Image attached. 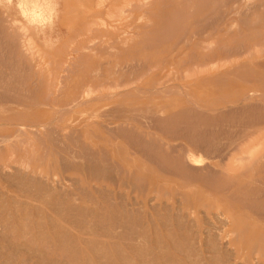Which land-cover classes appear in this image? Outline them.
Listing matches in <instances>:
<instances>
[{"label": "bare ground", "instance_id": "6f19581e", "mask_svg": "<svg viewBox=\"0 0 264 264\" xmlns=\"http://www.w3.org/2000/svg\"><path fill=\"white\" fill-rule=\"evenodd\" d=\"M100 1L101 0H97V1L95 0L97 5H99L98 3H100ZM228 1H230V0H192L190 2V10H188V12L185 15H183V14L181 15L180 13L176 14L173 18L172 23H170L168 26L163 27V31L153 29L154 30V31H152L153 37H150V38H148V36L151 34V32H150L151 30L149 31L150 33H148V31L143 32L142 33L143 36L140 35L141 33H139V32L122 31L123 36L125 35L127 37L126 40L123 41V44L124 43H133V41H134L133 39H136V38L137 39H142L141 37L144 38V41L141 40L138 42H140V44H142L141 46H142L143 50L149 49L151 51V54L145 55V54H143V50L140 49L138 55H140L144 59H147L151 64H149L148 68L146 66L147 69L144 72V75H141L142 76L141 78H139L140 77V75H139L138 79H136V80L134 79L135 81H131V79L129 78L131 82L126 81L125 83H122L121 85H117L119 83L116 82L117 84H114L113 87L112 86L111 87L113 89H124L123 90L124 95L135 98L138 101L143 100V102H144V101H153L154 100L157 102L158 105H162L163 109L165 111L169 110L170 108H172V109L178 108V110H180L179 113L176 112V113H173V114L169 115L168 117L164 118L158 111L150 110L151 109L150 106L147 107L150 109H145L143 107H136V108L133 107L132 109L126 111V112H130V115H125V117H127L126 120L127 119H129V120L134 119V122H136L135 119L137 121L138 120L139 121L147 120V121H145V124H146V127L150 128V129L158 127V126L155 127V125L158 123L157 125H160L161 127L160 126L159 127L164 130V131H162L164 133L163 135H165V134L169 135V133H171L172 136L173 137L175 136L176 138H177V136H181L182 138L185 139V141L187 143H177L176 141L174 143L165 142V141L163 142V140L162 139L160 140V138L155 136L153 134V132H152L153 135L150 133V135L153 136V137H151L150 135H148L149 132H148V134L145 135V133H144L145 131H143V130H142V132H139L140 130L136 131L135 126L133 125L134 126L133 127L132 124L130 125V128L126 127L127 126L126 123H125L126 126L122 125L123 123L121 124L122 128H119V124L117 125L118 127L116 126L117 128L114 127L115 129L119 128L117 133L119 132V130L120 131L123 130V132H122V134L124 135L123 137H126L127 141L129 140L130 143L136 144V146H138V150L141 149L140 154H142V153L144 155L147 154L146 155L147 156L146 161L150 162L151 164H157L158 169L155 167H152L151 165L146 166L145 164H147V163H145L144 161H143L144 163L142 162L143 164H140L141 159L139 161V159H138L139 156H137V155H135L136 157L129 159L127 161L125 159H123V157H120V156H118V158H117V156H115L114 153L109 151L107 148H104L103 146H99L100 144H99V141H98L97 136L95 134V131L90 129V127L88 128V130H90V132L88 131L87 135L86 136L84 135L85 140L88 141L87 144H89V142H90V145L93 144L94 146H99V147H102L104 149H102L98 153L97 151L93 152V149H91V148L90 149L92 152L88 151L86 148L83 149V151H81V150L74 149L75 147L74 148L72 147L73 148L72 150L67 147L71 151V156H68V157H70V158L72 157V162L78 163V164H76L77 165L76 167H78L80 169L84 166L85 167L87 166L88 169L92 170V166L95 164L94 162L97 161L96 159L99 158L100 156H102L100 158H103L104 160L107 161V163H106L107 166H105L106 167L105 170L107 171V169H108V171H111L113 174H115V175H113V174L109 175L108 174L107 176H103V174H105V173H103L102 174L103 178H105V179L114 178L116 176V174L118 173L120 175L119 177L121 179H126L127 181H129L130 184H128L127 187H129L133 190L134 195L136 194L135 198L132 199L134 205L135 204L136 205L141 204L143 206L142 209H146L145 208L146 200H148V198H150V197H151L150 198L151 200H155L158 203H161V202L163 203L164 201L166 202V204L171 203L172 204L171 208L173 210L174 209L176 210V212H177L176 215L178 214L176 216L177 220L176 219L175 220L176 221L179 220V223H178L179 226H176V227H179V229H183V228H185V225H186V226H190L191 228H196L195 232H193V230H192L191 233H189L188 237L185 239L183 236L185 234V233L183 234L184 231L182 232L183 235L181 233H179L180 236L181 235L183 236V237L181 236L183 239L180 241L184 240L183 241V245H184L183 247L186 249V251H189V254L196 252V251L193 252L192 249L197 250L199 252L198 253L199 255H197V257L195 256L196 258H194L192 256L193 254H190V258L191 257L193 258V259H191L193 261L191 264H193L194 262H196L195 264H198L199 261L202 263L204 262V264L205 263L206 264H210V263L214 264V262H216L218 264H264V175H263L264 174V2L255 4L256 5L255 10L251 12L250 20H248V24H246L247 27L245 29L242 28V26L239 25L238 23H231L227 27H224V28L219 29L217 31H215L213 29L212 25L209 26L208 24H206V27L200 26V21L206 19L204 17L208 13V11H210V13H211L219 5H225ZM240 1L243 2V0H240ZM246 1H248L249 3L252 2V0H246ZM92 2L94 4H96L94 1H92ZM158 2H159V0H144V3L147 5L158 3ZM80 4H82L80 6V9H79L81 13H76L79 15L71 17L72 18L71 20L79 19L80 24H82V26H83L81 29L82 32L80 33L81 40L75 42L74 47H72V48L69 47L73 52H76V54H77V56L74 57L75 61H72V62L68 61L67 64L64 65L63 69L65 68L64 70L67 71L64 75H62L60 73H56L53 75L52 73H49V72L46 73V71L43 68H48V67L50 68L52 66V64H54V65H57V64H55L50 57H46V56L41 55L40 57H38V63L37 64H38V67H40L42 69H37V71L35 72L36 74L33 75V78H30V79H32L31 80L32 83L36 82V83H42V84L47 83L48 84V82L50 83V81H51L50 85L60 87L58 89L64 90V93L59 91L61 93L59 96H54L55 95L54 93H53L54 95H51V94H49V92H52L53 90H51L50 88H52V87H50L47 91L46 90L43 91L40 89H35V90H30V89L26 90L25 89V91L28 94L25 93V95L23 97L21 96L22 100L20 99V95H17V96L15 95L17 97L16 98L17 99V106L22 105L23 107H21V108L22 109L24 108V109L20 112L21 118L19 117V111H17V110L12 111V113L10 114L11 117L9 115V117L11 118L10 120H17V119L20 120L21 119V120H24L25 123H23V125L19 124L20 125L19 128H17V130L15 131L18 134L15 137L13 136L15 134L14 132H13V134H11L9 136H3V137L0 136V170L2 168H4V170H5V168H12V169L16 168V170H17V168H19L18 171L21 172V171H23L22 169H25L27 171V173L29 172L31 174V177H34V178L38 177L39 178V176L35 175L36 173H38V171H36L38 168L33 167L32 162L30 161V159H28L29 156L27 158L28 160L26 159L27 154H28L27 152H23L24 154L27 153L26 155H24L25 159L22 157L24 160L21 159V161H20V158H18V153H21V155H22V152H20L19 149H17L19 151L18 153H17V151H15V149L18 148V145L20 143H22V145L24 144V146H25L28 143V145L30 146L31 144H35V141L39 142V141H42L43 138H46L48 136L49 132L55 131V130H52L51 120H54V121L55 120H58V121L59 120L60 121L61 120L62 121L63 120H71V123L69 124V126L71 127L72 122L74 123L75 120H81V121H82V119L93 120L94 118L100 117V115L102 113L98 109H94V108H91V109L88 108L87 110L82 109V105H84L83 104L84 101H86V100L90 101L91 99H95V96L98 97V95H99L97 92L98 89H96L94 87L95 82H90V84H86L84 82V83L80 84V88H73V87L71 88L70 87V82L75 78V76H74L75 71L82 69L83 63H84L83 68H85L86 71H88L90 73L92 70L96 69L95 67L97 65L101 64V62H102L101 58L106 59V58H104V56L100 55V54H102L103 49H104V43L102 44V42H104V41H101L102 39L97 41L98 37H96L93 33H91V31L98 25V24H96V21L93 19V18L96 19V15L93 16L92 14L98 9L99 6L97 8H95L94 6H92V8H89L88 7L89 3L87 0H82V2ZM239 4H240V2L236 3V5H239ZM62 6H63V15H62L63 23H66V21H67L68 24L70 25L71 20L67 19V18H69V13L71 11V9H69V8L74 7V9H76V7H77L76 2L74 0H62ZM140 6H142V4ZM53 11H54V9H53V6L51 5V0H49L47 3H46V0H23L20 3V12H21L22 16L28 20V23H30V24L34 23V25H38L39 27L42 26L44 29L47 27L49 28L51 26V24L53 22L51 20V18L53 17L52 16ZM122 11L124 13H126L127 9L122 10ZM90 12H92V14ZM72 14L73 13H71L70 15H72ZM121 15L114 16V17L110 16V18L113 20H120V18H122ZM188 26H190L189 28L191 29V37H192V40H191L192 45H191L190 49L188 51H186L189 54L187 56H184V57H181V56L169 57V55H164L163 53H166L170 47H173V43L175 42V39L177 37L181 36L184 33V30ZM68 27L69 26H67V29H68ZM102 27L106 28L107 31L108 30L114 31V28H116V26L114 27L113 25L107 24L106 22L102 23ZM144 27H148V26H144ZM98 28H96V29L98 30ZM26 29H27L26 27H24V28L22 27V30L18 32L19 34L18 35L16 34L18 36L19 40L15 42L17 44V46H15L16 48H18V46H20V45L27 44V46L25 45L27 48H23V49L19 50V51H21L20 54L24 57L26 55H31V54H34L36 52H40L39 50L35 49L34 43L32 41L31 42L33 43V46L30 45L31 42L29 41L30 40L29 38H31V36L26 34V31H27ZM28 29H29V33H30V28H28ZM68 30L69 31H67V32L69 34H74V32H71V29H68ZM106 33L107 32H104L103 34L106 35ZM214 33H216V34L218 33V35H217L218 37H213L212 34H214ZM20 37H29L28 38L29 40L24 42V40H20ZM2 41L3 42H9L8 40H5V39ZM109 42H111V41H109ZM9 43H12V41H10ZM0 45H3V44H0ZM3 48H4V46L1 47L0 49H3ZM105 48H107L111 51L116 50V46L105 47ZM6 51H8V49ZM128 51L135 54L136 48L134 47V45H132V46H130V49ZM1 53H3V52L1 51ZM15 53H17V52H15ZM4 55H6V54H4ZM15 57H13V59ZM142 58H140V59H142ZM16 60H19V58ZM14 61H12V62H14ZM79 63H82V65L79 66L78 65ZM134 63L135 62H133V64ZM141 63H142V61H141ZM12 64H14V65H12L14 67L15 62ZM114 64H115L114 58L113 59L112 58L107 59L106 66L110 67ZM137 64H139V63H137ZM16 65H18V64H16ZM102 65H103V63H102ZM124 65H126V64H124ZM128 65H130V63ZM128 65H126V66H128ZM18 66H17V68H18ZM126 66H123V67L126 68ZM31 67H33V65ZM141 67H142V65H141ZM143 68H144V66H143ZM142 69H141V71H142ZM166 69H168V70H166ZM79 71H82V70H79ZM165 71H167V72H165ZM165 74L167 75L166 78H168L169 76H171L172 78L169 80H165L166 78L163 80L161 78H159L160 76H162V78H163L165 76ZM7 75H9V73ZM10 75H12V74H10ZM46 75H47V77H46ZM52 76H55V77H52ZM136 78H137V76H136ZM3 79H4V77H3ZM21 80L22 79L20 78V81ZM46 80H48V82ZM0 81L2 82V80H0ZM3 81H6V79H4ZM23 81H25V80L23 79ZM1 82H0V84H1ZM18 82H17V84H18ZM169 82H172V83L169 86H167V84ZM4 83H8V82L6 81ZM22 83H25L26 86H28L27 85L28 83L26 81L22 82ZM26 86L23 84V87H26ZM0 87H2V86H0ZM67 87H69L70 89H67ZM4 89H3V91H4ZM6 89H8V88H6ZM9 89H11V87H9ZM12 89H15V91H16V88H12ZM54 90H57V88ZM15 91L13 90L12 92L14 93ZM12 92H10V93H12ZM29 92H32L33 94H29ZM6 93H7V91H6ZM13 93H12V95H14ZM7 94L9 95V93H7ZM12 95H10V96H12ZM104 95L106 96V94H104ZM4 96H5V91H4ZM4 96H2V97L4 98ZM122 96H123V94H122ZM2 97L0 99L3 100ZM9 99L10 98L6 97V100H8V102H10ZM57 100H74V101L77 100V102L73 103V104H60V103L56 102ZM102 101H104V100H102ZM188 102L191 104V107H190L191 109L189 107L184 108V104L188 103ZM12 103H14V101H12ZM120 105H122V104H120ZM15 107H16V105H15ZM5 108H7L6 105H5ZM124 108H125V106H124ZM126 108H128V107H126ZM102 110H104V109H102ZM109 110H110V108H109ZM6 113H8V111H6ZM6 113L3 112V114H6ZM117 113H120V112L118 111ZM123 113H125V112H123ZM0 114H2V113H0ZM102 114H104L102 116H106V117L108 116L107 113L103 112ZM9 117H8V119H9ZM116 118H118V117H116ZM186 118H189L190 121L187 122ZM169 120H172L173 122L177 121L179 125L178 124H177L178 126L176 124L169 125V124H172V123H169ZM180 120H183V121L181 122ZM2 122H3V120H2ZM8 123H9V121H8ZM140 123L141 122H139L138 125H140ZM4 124H5V121H4ZM143 124H144V122H143ZM55 125H53V126H55ZM144 125H143V127H145ZM141 126H142V123H141ZM65 127H63V128H65ZM159 127L156 129L161 131L162 129L160 130ZM55 128H56L55 132H57V131H59L58 129L60 127H58V128L55 127ZM247 128H249V129H247ZM76 130H77V128H76ZM151 130H153V129H151ZM91 131H93V132H91ZM108 131H110L109 134H111V129ZM67 132H69L70 135H72L71 133L74 134L73 129H70V131H67ZM112 132H114V129ZM156 132H158V131H156ZM173 133H174V135H173ZM63 134H64V132H63ZM63 134L61 133V135H63ZM156 135H158V134H156ZM168 135H167V137H168ZM68 136H69V134H68ZM68 136L66 135L65 138H67ZM170 136L171 135H169V137ZM13 137L15 138V141L13 140ZM77 137H79V136H77ZM170 138H172V137H170ZM176 138H174V139H176ZM67 140H68V138H67ZM66 142H68V141H66ZM66 142H64V143H66ZM44 143H45V141H44ZM78 143H79V141H78ZM67 144L69 145V143H66L64 145V147L67 146ZM125 145L127 146V142ZM24 146H22V148ZM45 146L47 147V145H45ZM192 147H196V149L200 150L201 153H195L191 149ZM25 149H26V147H25ZM48 149L49 148H47V151H48ZM27 150H30V149H27ZM33 150H36V149L34 148ZM138 150H136V151H138ZM50 152L51 151L49 150V152H47V153H50ZM58 152H59V150L57 151V154H59ZM37 153H34V154H37ZM133 153H135V152H133ZM62 154L60 156H62ZM48 155L49 154H47V156ZM19 157H20V154H19ZM65 158H66V156H65ZM80 159L84 160L81 162V166L79 165ZM60 161L62 162V165L65 166V164L67 163L66 161H68V159H66V161L60 159ZM44 162H45V160H43V163ZM97 163H99V162H97ZM103 163H105V161ZM115 164H117V166ZM43 165L44 164H42V166ZM216 166L217 167L220 166L221 168L218 169V168H216ZM66 167H68V164ZM105 167L102 168V171H104ZM20 168H22L21 171H20ZM43 170H45V169H43ZM94 170H95V168H94ZM16 173H18V172H16ZM0 174H2V172ZM100 174L98 176L99 178H100ZM8 175H10V173H8ZM17 175L18 174L15 175L16 179L19 176V175L18 176ZM29 175H28V177H30ZM60 175L61 174L58 172H54V173L49 172L46 175H40V179H43L45 182L49 181L50 183H46V184H49L50 187H54L56 185H59L62 188L61 183L63 182V180H66V179H64L65 177L62 178L63 176L61 177ZM6 176H7V173H6ZM13 176H11V178H10L11 180H12ZM15 176H14V178H15ZM9 177L10 176H8V178ZM4 178L5 177L3 175L2 179H4ZM8 178L6 177V179H8ZM19 179H22V178H19ZM40 179H38V180L40 181ZM79 179H80L79 180L80 183H81V180L87 181L89 183V181H88L89 177L86 174L82 175V178H79ZM34 180L36 181V179H34ZM29 181L31 182L32 178ZM68 181H70V180H68ZM9 182H10V180H9ZM9 182L7 181V183H9ZM21 182H22V180L20 181V183ZM45 182H43L42 184H44ZM256 182H258V184L259 183L260 184L257 185ZM25 183H21L20 187L22 188V184H23V188H24ZM31 183H33V181ZM31 183L29 185V188L32 187ZM36 183H39V182H34V184H32V185L34 186ZM76 183L77 182L75 181V183H74V185H72V187L75 186ZM100 183H102V182H100ZM11 184L14 185L15 187L18 186V185L13 184V180H12ZM102 184L95 185V188H96L95 192L98 194L100 193L101 197L104 198V196L106 195L105 193H109V191H108L109 188L106 187L107 185H102ZM14 186H11V187L13 188ZM37 186L38 187H36L35 191L37 190V188L40 189L39 191H41V192L43 189H45V188L42 189L41 188L42 186L40 184H37ZM16 188H15V190H16ZM52 189H54V188H52ZM77 189H78V187H77ZM23 190H25V189H23ZM48 191H47V193H48ZM76 191H79V190H76ZM18 192H19V190L17 189V194H19ZM21 192H23V191H21ZM95 192L93 191L92 193H95ZM14 193H16V192H14ZM60 193H58V194L61 195L62 193L61 194ZM77 193L83 194V192H77ZM112 193H114V192H112ZM122 193H120V194H122ZM23 194H25V192ZM30 194H32V193H29V195ZM34 194H32L31 196H34ZM38 194H36V195L38 196ZM120 194H119V196H120ZM56 195H57V193H56ZM73 195H76V194H73ZM123 195H125V193ZM31 196H30V198H31ZM89 196L90 195H88L87 198H89ZM93 196L95 197L94 194H93ZM119 196H117V198H119ZM23 197H25V196H23ZM36 197H35V199L38 198V197L37 198ZM98 197H100V196L98 195ZM25 198H27V197H25ZM59 198H61V197H59ZM67 198H68V196H67ZM71 198H72V196H71ZM71 198L69 197V199H71ZM92 198L93 197L91 196L90 199H92ZM121 198H123V197H121ZM121 198H119V200ZM110 199H111V197H110ZM125 199H126V196H125ZM41 200H42V198H41ZM75 200H77V199H75ZM126 200H128V199H126ZM63 201H61V202H63ZM65 201H66V199H65ZM120 201H123V199H121ZM100 202H101V200H100ZM106 202H104V203H106ZM109 202H111V201H109ZM13 203H15V202H13ZM28 204H30V203H28ZM52 204H50V205H52ZM97 204H98V202H97ZM50 205H48V206H50ZM148 205H151V202ZM37 206H39V204ZM73 206H75L74 210H77V208H76L77 204H75V205L73 204ZM101 206H103V205H101ZM105 206H103V207H105ZM109 206H111V205H109ZM117 206H118V204H117ZM129 206H130V204H129ZM166 206H165V208H166ZM45 207H43V209ZM113 208H114V206H113ZM127 208L128 207H125V209H127ZM131 208H132V206H130V209ZM151 208L154 209L153 207H151ZM171 208H169V209H171ZM34 209H35V207H34ZM34 209H32V210H34ZM36 209H37V207H36ZM47 209H48V207H47ZM51 209H53V211H54L55 208H51ZM60 209L62 210V207H60ZM71 209H73V208L71 207ZM98 209H99V207H98ZM103 209L104 208H102V210ZM105 209H107V208H105ZM137 209H138V207H137ZM137 209H132V210H128V211H131V213H132L133 211L136 212ZM57 210L58 209H55V211H56L55 213H57ZM61 210H59V211H61ZM122 210H124V209H122ZM147 210H148V208H147ZM62 211H61V213L60 212H58V213L62 215L63 214ZM78 211H79V209H78ZM88 211H89V209H88ZM88 211H87V213L90 215V213H92V212L89 213ZM92 211L94 213V210H92ZM109 211H111V210H109ZM114 211H115V209H114ZM125 211H123L124 214L121 212V215L123 214V217H124V215H127V213H125ZM142 211L144 212V210H142ZM158 211H159V207H158ZM167 211L169 213V210H167ZM68 212H69V210H68ZM68 212H67V214H68ZM83 212H85V211H83ZM135 212H133V213H135ZM148 212H150V210H148ZM170 212H171V210H170ZM28 213L30 214V211ZM74 213H75V211H74ZM96 213H95V215H96ZM100 213L101 212H99V214ZM115 213H118L117 215H119L120 212H115ZM136 213H138V212H136ZM165 213H166V211H165ZM51 214H52V212H51ZM65 214H63V216ZM114 214H112L111 216H114ZM150 214H152V213L150 212ZM74 215H76V213ZM104 215H106V214H104ZM104 215H103V217H104ZM137 215H136V217H137ZM65 216H67V215H65ZM68 216H70V215H68ZM91 216L94 217V215H91ZM97 216H98V214H97ZM145 216H146V214H145ZM155 216L158 217L157 214ZM170 216L171 215H169L168 217H170ZM29 217H31V215ZM98 217L102 218V216H100V215ZM106 217L109 219V217L107 215H106ZM148 217L146 216L145 219H147ZM53 218H55V217H53ZM58 218H59V216H58ZM73 218H71V219H73ZM101 218H99L100 222L103 221ZM114 218H116V217L111 218L112 222H113ZM117 218H119V217H117ZM134 218H133V220L136 219V218L135 219ZM15 219H16V217H15ZM48 219H50V217ZM11 220H12V218H11ZM51 220H52V218H51ZM86 220H87V218H86ZM123 220L125 222V218ZM72 221H71V224H72ZM83 221H85V220H83ZM114 221H116V219H114ZM147 221H148V219H147ZM151 221L155 222V220H153V217H152ZM160 221H161V219H160ZM43 222H45V219ZM43 222H41V223H43ZM63 222H67V221L64 220ZM76 222L77 221H75V223ZM95 222H97V221H95ZM107 222H108V224H107V226H108L110 223V219ZM124 222L122 224L125 225ZM145 222H146V220H145ZM1 223H2V221H1ZM27 223H28V220H27ZM49 223H50V221H49ZM68 223L70 224V222H68ZM105 223L106 222H104V224ZM118 223L119 222H117V224ZM129 223H130V221H129ZM133 223H132V225H133ZM135 223H136V221H135ZM142 223H144V222H141V224ZM161 223L162 222H160L159 224H161ZM51 224H53V222ZM54 224H56V223H54ZM61 224H62V222H61ZM100 224L104 226V224H102V223H100ZM114 224H116V223H114ZM150 224H152V223H150ZM150 224H148V226ZM169 224H171V223H169ZM176 224H177V222H176ZM204 224H206L207 226L206 225L204 226ZM13 225H15V224H13ZM80 225H82V223ZM80 225L79 226H73V227L74 228L77 227V228H79V230H82L83 226L81 227ZM130 225H131V223H130ZM136 225H137V223H136ZM138 225H137V227L139 228L140 225L139 226ZM166 225L168 226V224H166ZM10 226H12V224ZM91 226H94L93 223ZM91 226H90V228H89V226H87L88 229H91L92 228ZM152 226H153V224H152ZM152 226H150V227H152ZM172 226H173V223H172ZM12 227H14V226H12ZM80 227H81V229H80ZM111 227H114V226H111ZM120 227L122 228L121 230H124L126 228V227L124 228L122 226H120ZM168 227H170V225ZM190 227L188 229L191 230ZM9 228L10 227L8 226V229ZM15 228H16V226H15ZM77 228H75V229H77ZM114 228H112V229L114 230ZM146 228H148V227H146ZM57 229H58V227H57ZM105 229L107 231L108 228L106 227ZM105 229H104V231H101V229H100V231L103 233V235L106 232ZM116 229L118 230V227H116ZM142 229L144 230V228H142ZM168 229H166V230H168ZM61 230H62V228H61ZM113 230H111V231H113ZM127 231H128V229H127ZM180 231H182V230H180ZM113 232L112 233L109 232V233L113 234ZM140 232H141V230H140ZM23 233H25V232H23ZM39 233H40V231H39ZM64 233L65 232H63V234ZM76 233L78 234L79 232L77 231ZM85 233H82V236ZM89 233L90 232H88V234ZM91 233H92V229H91ZM95 233H96V231H95ZM102 233H101V235H102ZM142 233H144V231H142ZM79 234L81 235V233H79ZM88 234H86V235H88ZM99 234L100 233H98V236H99ZM150 234H152V232ZM169 234H172V233L169 232ZM49 235H51V234H49ZM66 235H67V232H66ZM107 235H109V234H107ZM46 236H47V234H46ZM111 236H108V238ZM122 236H125V235L122 234ZM122 236H121V238H122ZM153 236H155V235L153 234ZM165 236H167V235H165ZM69 237H71V235ZM149 237H150V235H149ZM34 238H35V236H34ZM52 238L53 237H50V239H52ZM84 238H85V236H84ZM124 238L125 237H123V239ZM140 239H142V238L140 237ZM158 239H160V238L158 237ZM46 240H45V242H46ZM55 240H54V243H55ZM73 240H75V239H73ZM85 240H87V239H85ZM91 240H93V238ZM138 240H139V236H138L137 241ZM145 240H146V237H145ZM48 241H49L48 242L49 244L52 243V242H50V240H48ZM69 241L70 240H68V242ZM87 241H89V239ZM125 241L127 242V245L131 244L129 242V240H127V238L125 239ZM137 241L134 240L133 242L132 241L131 242L135 245L138 242L140 243L141 240H139L138 242ZM83 242H84V240L82 241V244H83ZM155 242H156L155 244L158 247L160 241L157 240ZM54 243H52V244L55 245ZM60 243H61V241H60ZM97 243H99V242H97ZM102 243L103 242L101 241V243H99V244L102 245ZM108 243H110V242H108ZM144 243H146V242H144ZM144 243H143V245H142V243H140L143 246V249H144V247H146L145 245L148 242L146 244H144ZM170 243H172V240ZM87 244H88V242H87ZM99 244H98V247H99ZM114 244H116V243H114ZM162 244H163V242H162ZM162 244H160V245H162ZM174 244H172V245H174ZM47 245L48 244L46 242V246ZM61 245H62V243H61ZM89 245H92V244L89 243ZM175 245H177V243ZM93 246H95V245H93ZM129 246L131 247V245H129ZM178 246H180V243ZM178 246H177V249H178ZM36 247H38V245ZM54 247H51V248H54ZM58 247L59 246H57V248ZM62 247H63V245H62ZM69 247H67V248H69ZM111 247H113V246H111ZM136 247L138 249L139 245L138 246L135 245L134 248H136ZM163 247H164V245H163ZM165 247H166V248H164L165 251H164V253H161V256L163 254L165 256L168 254L166 251H167V247H169V245L168 246L166 245ZM67 248H64V249H67ZM100 248H97V249L99 250ZM161 248H162V246H161ZM10 249L11 250H9V251H13L11 247H10ZM45 249H46V254H47V251L50 249H48L47 247ZM45 249H44V251H45ZM81 249L78 250L79 253L81 252ZM93 249H94V252L97 251V249L95 250L94 247H93ZM143 249L141 250L139 247V250L134 249V252L136 251L139 253L140 250L142 252ZM146 249L150 250V247L145 248V250ZM31 250H33V249H31ZM68 250H66V251L68 252ZM168 250H169V248H168ZM190 250H191V252H190ZM85 251H82V252H85ZM99 251H100L99 253L101 254V252H102L101 249ZM69 252H71V251L69 250ZM94 252H93V254H94ZM141 252H140V255H142ZM150 252L151 251H149L148 254ZM160 252L161 251H159V253ZM168 252H170V251H168ZM185 252H183V253H185ZM205 252H212V254H210V256L207 257L205 255ZM9 253H7V255ZM17 253H19V252L17 251ZM72 253H73V256L76 254V257H77V253H75V254H74V252H72ZM85 253H89V252H85ZM122 253H123V251H122ZM142 253H144V252H142ZM165 253H167V254H165ZM50 254H51V252L49 253V255ZM179 254H180V252H179ZM186 254H187V252H186ZM21 255H22V253H21ZM86 255H88V254H86ZM96 255H98V254H96ZM140 255L138 258L141 257ZM145 255L146 254H144V256ZM171 255L172 254H170V256ZM8 256H7V258H8ZM78 256H79V254H78ZM80 256L82 257V255H80ZM88 256L90 257V255H88ZM88 256H87V258H88ZM105 256L106 255H104V257ZM132 256H134V254ZM144 256H143V258H146ZM16 257L18 258L17 255H16ZM16 257H13V258H16ZM19 257H20V254H19ZM58 257H60V256L58 255ZM94 257H95V259H97L96 257L99 258L100 256H94ZM102 257H103V255H102ZM147 257H150V256L147 255ZM162 257L164 259V256H162ZM181 257H184V256H181ZM0 258H3V256H1ZM31 258H33V257H31ZM44 258L46 259V257H44ZM91 258H89V259H91ZM129 258H131V257H129ZM165 258L168 259V257H165ZM170 258H172V257H170ZM186 258H188V257H186ZM190 258H188V259H190ZM66 259H68V258H66ZM86 259L83 258V260H86ZM155 259H157V258H154V260ZM173 259H175V258H173ZM188 259H186V260H188ZM19 260H21V259H19ZM49 260H51V259H49ZM75 260H73L74 261L73 263L77 264V259H75ZM107 260H109V259L107 258ZM147 260H149V259H147ZM147 260H145V263L148 262ZM176 260L178 262V259H176ZM186 260H185L186 263L184 262L185 264H187ZM22 261H24V260H22ZM53 261L54 262H52V263H55V260H53ZM58 261H61V260H58ZM58 261H56V262H58ZM69 261H70V259H69ZM87 261L85 263L90 262V260L88 262ZM103 261L100 260V263ZM126 261H128V260H126ZM130 261L132 262L133 260H130ZM136 261H138V260H136ZM173 261H175V260H173ZM13 262H14V260H13ZM42 262H44V261H42ZM65 262H66V260H65ZM98 262H99V260H98ZM163 262H164V260H163ZM18 263H19V261H18ZM29 263L30 262H28L27 264H29ZM62 263H63V261H62ZM167 263L168 262L166 261V264ZM174 263L176 264V262H174ZM179 263L181 264L182 262L180 261ZM35 264H36V262H35ZM42 264H44V263H42ZM48 264H50V263H48ZM55 264H57V263H55ZM66 264H68V262ZM141 264H143V263H141ZM146 264H150V262H148ZM169 264H171V263H169Z\"/></svg>", "mask_w": 264, "mask_h": 264}, {"label": "rangeland", "instance_id": "374dc122", "mask_svg": "<svg viewBox=\"0 0 264 264\" xmlns=\"http://www.w3.org/2000/svg\"><path fill=\"white\" fill-rule=\"evenodd\" d=\"M22 1L23 0H0V32H1L0 33V40H1L0 41L1 43L0 44H3V45H0V48L3 47V46L5 48V49L4 48L3 49H0V54H1L0 55V80H2L3 83L6 82V81L8 82V83H4L3 84L0 81L1 84H2V85L0 84V86L3 87V88L0 87V91H1L0 92V98L2 96H4V91H5V96L8 97V98H10L9 99L10 102H8V100H6V97L5 96H4L5 99L3 97H2L3 100L0 99V113H2V114H0V119H1L0 120V136L1 137H3V136H9V135L13 134V132L15 133L13 136L15 137L18 134V133L15 132L17 130V128H19L20 125H23V123H25L24 120H21V119L20 120H18V119L17 120H10L11 119L10 118L11 117L10 114L12 113V111H16V110L19 111V117L21 118L20 112L24 108L23 109L21 108V107H23L22 105L17 106V99H16L17 97L16 96L17 95H20V99L22 100V97L25 95V93L28 94L25 91V89L26 90L27 89H30V90L40 89V90H43V91H45V90L47 91L50 87H52L50 89L53 90V91L52 92H49V94H51V95H54L55 94L54 96H59L61 94L59 91H61L62 93H64V90L58 89L60 87H57V86H54V85H50L51 84V81L50 80H49L50 83L48 82V80H46L48 82V84L47 83L42 84V83H36V82H33L32 83V81H31L32 79H30V78H33V75L36 74L35 72L37 71V69H42V68L38 67V64H37L38 63V57H40L41 55L46 56V57H50L53 60V62L55 64H57V65L52 64V66L50 68L49 67L48 68H43L46 71V73L49 72V73H52L53 75L56 74V73H60V74L64 75L67 72V71L64 70L65 68L63 69L64 65H66L68 61L69 62L75 61L74 57L77 56L76 52H73L70 48L74 47V43L75 42L81 40L80 33L82 32L81 29H82L83 26H82V24H80L79 19H77V20H71L72 19L71 17L76 16V15H79V14H76V13H81L79 9H80V6L82 5V4H80L82 2V0H78V1L77 0H74L76 2V5H77L76 9H74V7H70L69 8V9H71V11L69 13V18H67V19H70L71 20L70 21V25L68 24L67 21H66V23H63V20H61L62 18H59L58 17L54 21V23H55L54 28H48L47 27L43 33L40 31L39 28H37L34 25V23H32V24L28 23V20L22 16V14L20 12V3ZM87 1L89 3V5H88L89 8H92V6H94L95 8H97L99 6L98 9H97L98 11L96 10L93 14H92V12H90L93 16L96 15V19L95 18H93V19L96 21V24H98L93 29L94 31L93 30L91 31V33H93L96 37H98L97 38L98 39L97 41H99L101 39H102L101 41H104V42H102V44L104 43V49H103L102 54H100V55L101 56H104V58H106V59H102L101 58V60H102L101 64L97 65L95 67L96 69L95 70H92L90 73L88 71H86L85 68H83V66H84V63H83L82 69H79V70H82V71H79V70L75 71V75H74L75 78L70 82V87L71 88L72 87L73 88H80V84H82L84 82L86 84H90V82H95L94 87L96 89H98L97 92H98L99 95H98V97L95 96V99H91L90 101H88V100L84 101V103H83L84 105H82V109L83 110H87L88 108H90V109L91 108L98 109L102 113L103 112L104 113H107L108 114V116H107L108 118L106 116H102L104 114L101 113L100 117H97V118H94V119L92 118L93 120H91V119H89V120L88 119H82V121L81 120H75L74 123L72 122L71 127L69 126V124L71 123V120H63V121L62 120L61 121L60 120L59 121L58 120H55V121L54 120H51V122H52L51 123L52 130H55L56 131V128L55 127H57V128L60 127L58 129L59 131H57V132H55V131L49 132L48 136L46 138H43L44 140L42 139V141H39V142L38 141H35V144H31L32 143L31 142L30 143L31 144L30 146L28 145V143L25 146H24V144L22 145V143H20L18 145V148L15 149V151H17V153L19 152L17 149H19L20 152H22V155H21V153H18V158H20V161H21V159L24 160L25 159L24 155H26L28 153L26 159L29 156L28 159H30V161L32 162L33 167L34 168L35 167L38 168L37 170L35 169L36 171H38V173H36L35 175L39 176V178L38 177H35V178L34 177H31V174L29 172L27 173V171L25 169H22V168H20V171H21V169L23 170L21 172L18 171L19 168H17V170H16V168H14V169H12V168H5V170H4V168H2L0 170V173L2 172V174H0V177H1L0 178V257L3 256V258H0V264H25L26 262L27 263L30 262L29 264H35V262H36V264H42V263H44V264H48V263H50V264H55V263L59 264L60 262L62 263V261H63L62 264H66L67 262H68V264H75V263H73L74 262L73 260H75V259H77V264H84L87 260L88 261L90 260V262H89L90 264H99L100 263V260H102V261L104 260L100 264H133V263L134 264H141V263L144 264L145 263V260H147V259H149L147 261L150 262V264H154L155 262H156L155 264H166V261L168 262L167 264H169V263L173 264L174 262H176V264L177 263L180 264L179 263L180 261L182 262L181 264H185L186 263L185 260L188 259V258H190V254H193L192 256L194 258H196L197 255H199L198 254L199 252L197 250L192 249L193 252L196 251L195 252L196 254L195 253H190L189 254V251H186V249L183 247L184 246L183 245V241L184 240L183 241H180V240L183 239L182 238L183 236H184V239L187 238L188 235H189V233H191L192 230H193V232H195V229L196 228H191L190 226H186V225H185V228H183V229H179V227H176V226H179L178 225L179 220L176 221L177 220V217L176 216L178 214L176 215V213H177L176 210L175 209L173 210L171 208V206H172L171 203H167L166 204V202L164 201L163 203L161 202L162 203L161 204V203L156 202L155 200H151L150 199L151 197H150V198H148V200H146V206H145L146 209H142L143 206L141 204H137L138 206L136 204L135 205L133 204V200L132 199L135 198L136 194L134 195L133 190L131 188L127 187V185L130 184L129 181H127L126 179H121L119 177L120 175L118 173L116 174V176L114 178H108V179L103 178V176H107L108 174L109 175H112L113 173L111 171H108V169H107V171L105 170L106 169L105 166H107V164H106L107 161L104 160L103 158H100L102 156H100L99 158L96 159L97 161L94 162L95 164L92 166V170L88 169L87 166H86L87 168L84 166L81 169L78 168V167H76L77 166L76 164H78V163H73L72 162V157L70 158L68 156H71L70 149L72 150L74 147H75L74 149L81 150V151H83V149L86 148L90 152H92L91 149H93V152L97 151L98 153L102 149L107 148L109 151L113 152L114 155L117 156V158H118V156H120V157H123V159H125L126 161L129 160V159H132V158H134L136 156L135 155H132L133 157L130 156L131 153L133 151H135V150H138V148H133L132 147L133 145L129 142V140L127 141V138L126 137H123L124 136L122 134L123 130H121V131L119 130L120 133L119 132L117 133V131H118L119 128H122V126H121L122 123H123L122 125H124V126L127 125L126 127L127 128H130V125L131 124L137 126L140 121L139 120L137 121L136 119H135L136 122H134V119L133 120L132 119L131 120H129V119L126 120L127 117H125V115H130V112H126V111L132 109L133 107L134 108H136V107H143L145 109H150L151 108L150 110H156L164 118H166L169 115H171L175 110L178 109V108L177 109L170 108L169 110L165 111L163 109V106L162 105H158L157 102L154 101V100L153 101H144V102H143V100H139L138 101L135 98H132L130 96L124 95V93H123V90L124 89H113L112 87H113L114 84H117V83H119L117 85H121L122 83H125L126 81L129 82L130 79H131V81H135L136 79H138L139 75H140L139 78H141L142 77L141 75H144V72L149 67V64H151L147 59H144L140 55H138L140 49L143 50L142 49V46H141L142 44H140V42H138V41H141V40L144 41V38L143 37H141L142 39H137L136 38V39H133L134 40L133 43H124L123 44V41L126 40L127 37L125 35L123 36L122 31L139 32V33H141L140 35H142L143 32H147L148 31V33L151 32V34H150L151 36L149 35L148 38L153 37L152 36V34H153L152 31H154L156 29L157 30H160V31H163V27L164 26H168L170 23H172L173 18H174V16L176 14H179L180 13L181 15L182 14L185 15L188 12V10H190V2L192 0H188V1L187 0H159L158 3L148 4V5L144 3V0H140V1L139 0H105V1L104 0H101L102 2L100 1V3H98L99 5H97V3L95 2V0H87ZM92 1H94L96 4H94ZM61 2H62V0L59 1L60 4H61ZM237 2H240V4L239 5H236ZM263 2H264V0H252V2H250V3L248 1H246V0H243V2L240 1V0H230L225 5H219L211 13H210V11H208V13L206 14V16L204 17L206 19L200 21V26H205L206 27V24H208L209 26L212 25L213 29L215 31H217L219 29H222L224 27H227L231 23H238L239 25L242 26V28L245 29L247 27L246 24H248V20H250V17H251L250 14H251V12L255 10V6H256L255 4L263 3ZM141 4H142V6H140ZM126 9H127V12L124 13L122 10H126ZM71 13H73V14L70 15ZM61 15H63V10H61ZM119 15L122 16V18H120V20H113V19L110 18V16L114 17V16H119ZM103 22H106L107 24H111L114 27L116 26V28H114V31L113 30H110V31L108 30L107 31L106 28H103L102 27V23ZM15 23L16 24L18 23L17 24L18 26ZM21 26L23 28L24 27L27 28L26 29L27 30L26 31V34L27 35H30L31 38H29V37H20V40H24V42H26L27 40L30 39L29 41L30 42L32 41L34 43L35 49L36 50H39L40 52H36L34 54H31V55H26L25 57L20 54L21 53V51H19L20 49L27 48L26 47L27 44L20 45V46H18V48L15 47V46H17V44L15 42L19 40V38L17 36L19 34L18 32L22 30V27ZM67 26H69L68 29H71V32H74V34H69L67 32V31H69L67 29ZM144 26H148V27H144ZM189 27L190 26H188L184 30V33L181 36H179V37H177L175 39V42L173 43V47H170L169 50L166 53H163L164 55H169V57H171V56H175V57L181 56V57H184V56H187L189 54L188 52H186V51H188L190 49V47L192 45V43H191V40H192V37H191V29ZM28 28H30V33H29V29ZM96 28H98V30ZM104 32H107L106 35L110 32L108 34L109 36L108 35L106 36L105 34H103ZM217 35H218V33L217 34L216 33L212 34L213 37H218ZM4 39L5 40H8L9 42L12 41V43L3 42L2 40H4ZM109 41H111V42H109ZM32 42H31L30 45L33 46V43ZM132 45H134V47L136 48L135 54L134 53H131L130 51H128L130 49V46H132ZM112 46H116V50H114V51L112 50L111 51V50L105 48V47H112ZM6 48L8 49V51H6L7 50ZM1 51L3 53H1ZM15 52H17V53H15ZM4 54H6L7 56L4 55ZM143 54L149 55V54H151V51L149 49L143 50ZM13 57H15V58L13 59ZM18 58H19V60H16ZM110 58H112V59L114 58L115 59V64L112 65V66H110V67H108V66H106V63H107V59H110ZM140 58H142V59H140ZM12 61L15 62V66L14 67L12 66V65H14V64H12V63H14ZM141 61H142V63H141ZM133 62H135L134 63L135 65L133 64ZM102 63H103V65H102ZM129 63H130V65H128ZM137 63H139V64H137ZM16 64H18L19 66L16 65ZM124 64H126L128 66H126ZM30 65L31 66L33 65V67H31ZM78 65L81 66L82 63H79ZM141 65H142V67H141ZM17 66H18V68H17ZM123 66H126V68L123 67ZM143 66H144V68H143ZM146 66H147V68H146ZM141 69H142V71H141ZM166 70H168V69H166ZM165 72H167V71H165ZM8 73H9V75H7ZM10 74H12V75H10ZM136 76H137V78H136ZM166 76L167 75L165 74V76L163 78H162V76H160L159 78H161L163 80V79L166 78ZM3 77H4V79H6V81H3L4 80ZM46 77H47V75H46ZM52 77H55V76H52ZM20 78L22 79L21 81H20ZM171 78L172 77L169 76L165 80H169ZM23 79L28 83L27 84L28 86H26L25 83H22V82H25V81H23ZM17 82H18V84H17ZM171 83L172 82H169L167 84V86H169ZM23 84L26 87H23ZM9 87H11V89L12 88H16V91H15V89H12V90L9 89ZM6 88H8V89H6ZM56 88H57V90H54ZM3 89H4V91H3ZM67 89H70V88L67 87ZM13 90L15 91L14 93L12 92ZM6 91H7V93H9V95L6 93ZM10 92H12L14 95H12V93H10ZM29 94H33V93L32 92H29ZM104 94H106L107 97ZM122 94H123V96H122ZM10 95H12V96H10ZM11 100L14 101V103H12ZM102 100H104V101H102ZM56 102L57 103H60V104H73V103H76L77 100H75V101L74 100H57ZM120 104H122L123 106L120 105ZM5 105L7 106V108H5ZM15 105H16V107H15ZM124 106H125V108L128 107L129 109L128 108L125 109ZM149 106H150V108H147ZM187 106H188V103H185L184 104V108H186ZM109 108H110V110H109ZM102 109H104V110H102ZM6 111H8V113H6ZM116 111L117 112L119 111L120 113H117ZM3 112H5L6 114H3ZM123 112H125V113H123ZM9 115H10V117H9ZM8 117H9V119H8ZM116 117H118V118H116ZM2 120H3V122H2ZM7 120L9 121V123H8ZM4 121H5V124H4ZM125 123H126V125H125ZM118 124H119V128L118 129H115V128L118 127L117 126ZM174 124L175 123H173V125ZM53 125H55V126H53ZM140 125H139V127H140ZM63 127H65V128H63ZM89 127H90V129H92L93 131H95V134H96L97 139H98L99 144H100L99 146H103L104 148L99 147V146H94L93 144L90 145V142H89V144H87L88 141L85 140V136L87 135L88 131L90 132V130H88ZM76 128H77V130H76ZM70 129H73L74 134L71 133L72 135H70V133L67 132V131H70ZM110 129H111V134H109L110 131H108ZM113 129H114V132H112ZM247 129H249V128H247ZM93 131H91V132H93ZM63 132H64V134H63ZM61 133L63 135H61ZM68 134H69V136H68ZM66 135L68 136L67 137L68 140H67V138H65ZM77 136H79V137H77ZM14 137H13V140L15 141V138ZM170 137H172V136H170ZM170 137L169 136L168 137L165 136V140H170L171 139ZM77 140L79 141V143H78ZM44 141H45V143H44ZM66 141H68V142H66ZM64 142L69 143L70 146L67 144V146L64 147V145L66 144ZM126 142H127V146L125 145ZM45 145H47V147ZM22 146H24V147L22 148ZM25 147H26V149H25ZM67 147L70 148V149H68ZM34 148L36 150H33ZM47 148H49L48 151H47ZM27 149H30V150H27ZM57 149L59 150V152H58L59 154H57V151H58ZM49 150L51 152L50 153H47V152H49ZM23 152H27V153L24 154ZM34 153H37V154H34ZM19 154H20V157H19ZM47 154H49V155L47 156ZM61 154H62L63 157L60 156ZM65 156H66V158H65ZM60 159L61 160H64V161H66V159H68V161H66L67 163L66 164L64 163L65 166L62 165V162L60 161ZM43 160H45L44 163H43ZM82 161H84V160H82V159L79 160V165L80 166H81V162ZM104 161H105V163H103ZM97 162H99V163H97ZM42 164H44V165L42 166ZM67 164H68V167H66ZM115 165L117 166V164H115ZM103 167H105L104 168V171L105 172L102 171V168ZM94 168H95V170H94ZM216 168L220 169L221 167L220 166L219 167L216 166ZM43 169H45V170H43ZM16 172H18V173H16ZM49 172L50 173L58 172V173L61 174L60 175L61 177L63 176L62 178L65 177L64 179H66V180H63V182L61 183L62 184V188L59 185H56L54 187H50L49 184H46V183H50L49 181H46L45 182L43 179H40V175H46ZM6 173H7V176H6ZM8 173H10V175H8ZM15 173L19 175V176L17 175L18 176L17 179L19 181L16 179V176H15L16 174ZM103 173H105V174H103ZM85 174L89 177V180H88L89 183L87 181H82V180H81V183H80V181H79L80 179L79 178H82V175H85ZM99 174H100V178L98 177ZM102 174H103V176H102ZM3 175L5 177L4 179H2L3 178ZM13 175L15 176V178H14ZM28 175L32 178L33 183H31L32 181L31 182L29 181V180H31V178L28 177ZM113 175H115V174H113ZM8 176H10V177L8 178ZM11 176H13L12 177L13 184L18 185V186H16L17 188L14 185L11 184L12 183V180L10 179ZM6 177L8 179H6ZM19 178H22V179H19ZM34 179H36V181ZM38 179H40V181ZM9 180H10L11 183L9 182ZM21 180H22L21 183H25L26 182L24 184V188H23V184H22V188L25 189V190H23L20 187L21 186V183H20ZM68 180H70L71 182L68 181ZM7 181L9 183H7ZM75 181L77 183L75 184V186L72 187V185H74ZM34 182H39V183H36L33 186L32 184H34ZM43 182H45V183L42 184ZM100 182H102L103 184L100 183ZM30 183H31V186L32 187L29 188ZM37 184H40L42 186L41 187L42 189L45 188V189H43L44 191L42 190V192H41V191H39L40 189H38V188L35 191L36 187H38ZM98 184L107 185L106 187H108L110 189L109 190L107 188L108 191H109V193H105L106 195L104 196V198L101 197L100 193L98 194V193L95 192V190H96L95 185H98ZM256 184L259 185L260 183L258 184V182H256ZM11 186H14V187L12 188ZM77 187H78V189H77ZM15 188H16V190H15ZM52 188H54V189H52ZM17 189L19 190V192H18L19 194H17ZM76 190H79V191H76ZM21 191H23V192H21ZM47 191H48L49 194L47 193ZM93 191L95 193H92ZM14 192H16V193H14ZM24 192H25V194H23ZM55 192L57 193V195H56ZM77 192H83V194H81V193L78 194ZM112 192H114V193H112ZM29 193H32V194L35 193V194H34V196H31L32 194L29 195ZM58 193H60L61 195H59ZM120 193H122V194H120ZM124 193H125V195H123ZM36 194H38V196ZM73 194H76L77 196L76 195H73ZM93 194L95 195V197L98 200L93 196ZM119 194H120V196H119ZM88 195H90L89 198H87ZM98 195L100 197H98ZM23 196H25L27 198H25ZM30 196H31L32 199L30 198ZM67 196H68V198H67ZM71 196H72V198H71ZM91 196L94 198V199L92 198L93 200L90 199ZM117 196H119V198L123 197V198H121V199H123V201H120L121 199L119 200V198H117ZM125 196H126V199H128V200L125 199ZM35 197L37 199H35ZM59 197H61V198H59ZM69 197L71 199H69ZM110 197H111V199H110ZM41 198H42V200L44 199L45 201L44 200L42 201ZM64 198L66 199V201H65ZM75 199H77V200H75ZM100 200H101V202H100ZM61 201H63V202H61ZM109 201H111V202H109ZM13 202H15V203H13ZM97 202H98V204H97ZM104 202H106V203H104ZM150 202H151V205H148ZM28 203H30V204H28ZM38 204H39V206H37ZM50 204H52V205H50ZM73 204L74 205L77 204V206H76L77 210H74L75 209V206H73ZM117 204H118L119 207L117 206ZM129 204H130V206H132L131 209H130ZM48 205H50V206H48ZM101 205H103L105 207H103ZM109 205H111V206H109ZM112 205L114 206V208H113ZM33 206L35 207V209H34ZM42 206L43 207L46 206L45 207L46 209L45 208L43 209ZM124 206L125 207H128V208L125 209ZM165 206H166V208H165ZM36 207H37V209H36ZM47 207H48V209H47ZM60 207H62V210L66 214L60 209ZM71 207L73 209H71ZM98 207H99V209H98ZM137 207H138V209H137ZM151 207H153L154 209H152ZM158 207H159V211H158ZM51 208L58 209L57 210V213H55L56 212L55 209L53 211V209H51ZM102 208H104V209L102 210ZM105 208H107V209L109 208V209L107 210ZM147 208H148V210H150V212L152 214H150V212H148ZM169 208H171V209H169ZM32 209H34V210H32ZM78 209H79V211H78ZM88 209H89V211H88ZM114 209H115V211H114ZM122 209H124V210H122ZM132 209H137L136 212H138V213H136L135 211H133L135 213L132 212L133 213L132 214L131 211H128V210H132ZM59 210H61L62 213L65 214V215H67V216H65V215L63 216V214L62 215L59 214L58 212L61 213V211H59ZM68 210H69V212H68ZM92 210H94V213H93ZM109 210H111V211H109ZM142 210H144V212ZM164 210L166 211V213H165ZM167 210H169V213H168ZM170 210H171V212H170ZM29 211H30V214L28 213ZM50 211L52 212V214H51ZM66 211L68 212V214H67ZM74 211H75L76 215H74L75 214ZM83 211H85V212H83ZM87 211L89 213L92 212L93 214L90 213V215H89L87 213ZM123 211H125V213H127V215H124V217H123V214H124ZM99 212H101L103 215L106 214L109 217V219H110V223L108 225L109 227L107 226V224H108L107 221H109V219L106 217V215H104V217H103V215L101 213L99 214ZM115 212H120L119 213L120 216L117 215L118 213H115ZM121 212L123 213L122 215H121ZM95 213H96V215H95ZM111 213L112 214L115 213L116 215L114 214V216H111L112 215ZM97 214H98V216L99 215L102 216V218L101 217H98ZM135 214L136 215L138 214L137 217H136ZM145 214H146L147 217L149 216L147 218L148 221H147V219H145L146 218ZM156 214H157L158 217L155 216ZM30 215H31V217H29ZM57 215L59 216V218H58ZM68 215H70V216H68ZM91 215H94V217L91 216ZM169 215H171V216L168 217ZM15 217H16V219H15ZM49 217H50V219H48ZM53 217H55V218H53ZM85 217L87 218V220H86ZM113 217H116V218H114V219H116V221H114V219H113V222H112V219L111 218H113ZM117 217H119V218H117ZM152 217H153V220H155V222L154 221H151L152 220ZM11 218H12V220H11ZM51 218H52V220H51ZM71 218H73L77 222L75 223V221L73 219H71ZM99 218H101L103 221L100 222V219ZM124 218H125V222L123 220ZM133 218L135 220H133ZM44 219H45V222H43ZM160 219H161V221H160ZM27 220H28V223H27ZM64 220L67 221V222H63ZM83 220H85V221H83ZM145 220H146V222H145ZM1 221H2V223H1ZM49 221H50V223H49ZM71 221H72V224H71ZM95 221H97V222H95ZM129 221H130L131 225H130ZM135 221H136L137 225L140 223L139 224L140 225L139 228L137 227ZM175 221L177 222V224H176ZM41 222H43V223H41ZM52 222H53V224H51ZM61 222H62V224H61ZM68 222H70V224ZM104 222H106L105 223L106 225L104 224ZM117 222H119V223L117 224ZM123 222L125 223V225L122 224ZM141 222H144V223H142L143 225L141 224ZM149 222L152 223L153 226ZM160 222H162V223L159 224ZM54 223H56V224H54ZM81 223H82V225H80ZM92 223H93L94 226H91ZM100 223L104 224V226L101 225ZM114 223H116V224H114ZM132 223H133V225H132ZM169 223H171V224H169ZM172 223H173V226H172ZM11 224L14 227L10 226ZM13 224H15V225H13ZM148 224H150V225L148 226ZM166 224H168V226L170 225L171 228L168 227ZM79 225L81 227L83 226V228L85 230L82 228V230H83L82 231V230H79V228H77V227H75L77 229H75L73 227V226H79ZM205 225L206 224H204V226ZM8 226L10 227L9 229H8ZM15 226H16V228H15ZM87 226H89V228H90V226L92 227L91 228L92 229V233H91V229H88ZM111 226H114L115 228L114 227H111ZM120 226H122L124 228L126 227V228L125 229L123 228L124 230H121L122 228ZM150 226H152V227H150ZM57 227H58V229H57ZM81 227H80V229H81ZM106 227L109 230L107 229V231H106V229H105ZM116 227H118V230L119 231L116 229ZM146 227H148L149 229L146 228ZM189 227L191 228V230L188 229ZM61 228H62V230H61ZM112 228H114V230ZM142 228H144V230ZM100 229H101V231H104V229H105L106 232H105L104 235L100 231ZM127 229H128V231H127ZM166 229H168V230H166ZM111 230H113L115 233L113 231H111ZM140 230H141V232H140ZM180 230H182V231H180ZM39 231H40V233H39ZM77 231L79 233H81V235L79 233L77 234L76 233ZM95 231H96V233H95ZM142 231H144V233H142ZM168 231L170 233H172V234H169ZM23 232H25V233H23ZM63 232H65V233L63 234ZM66 232H67V235H66ZM88 232H90V233L88 234ZM97 232L100 233L99 236H98V233ZM109 232H111V233L113 232V234H111ZM151 232H152V234H150ZM182 232H183V234L184 233L185 234L183 235ZM82 233H85V234L82 236ZM101 233H102L103 236L101 235ZM179 233H181L183 236L181 235L182 236L181 237L179 235ZM46 234H47V236H46ZM49 234H51V235H49ZM86 234H88V235H86ZM107 234H109V235H107ZM122 234H124L125 236H122ZM153 234L155 236H153ZM70 235H71V237H69ZM120 235L122 236V238H121ZM149 235H150V237H149ZM165 235H167V236H165ZM34 236H35V238H34ZM84 236H85V238H84ZM108 236H111V237L108 238ZM138 236H139V240H141L140 243H142V245H143L144 242H146V243L148 242L147 244L144 243V244H146L145 245L146 247H144V249H143V246L138 242L139 240L137 241ZM50 237H53V238L50 239ZM123 237H125V238L123 239ZM140 237L142 239H140ZM145 237H146V240H145ZM158 237L160 239H158ZM92 238H93V240H91ZM126 238H127V240H129V242L131 244H128L127 245V242L125 241ZM169 238L172 240V243H170L171 240ZM73 239H75V240H73ZM85 239H87V240L89 239V241H87ZM45 240H46V242L48 244L47 246H46ZM48 240H50V242H52V243H54V240H55V243H54L55 245H53L52 243L49 244L48 243L49 242ZM68 240H70V241L68 242ZM83 240H84V242L82 244V241ZM134 240H136L139 243L138 244L136 242L137 244H135V245L136 246L139 245L140 249L141 250L143 249L142 252H144V253H142L141 250H140V252H141V254L143 256H144V254H146L144 257H146L147 259L146 258H143V256L140 255V252L139 253L136 252V251L134 252V249L135 250H139V247H138V249H137V247L134 248L135 245L132 243ZM157 240L160 241L159 242V245L162 244V242H163V244L160 245V246L158 245V247H157V245L155 244L156 243L155 241H157ZM60 241H61L63 247H62ZM101 241L103 242L102 245L99 244V243H101ZM87 242H88V244H87ZM97 242H99V243H97ZM108 242H110V243H108ZM173 242L175 244L177 243V245H175ZM89 243L92 244V245H89ZM114 243H116V244H114ZM179 243H180V246H178ZM98 244H99V247H98ZM172 244H174V245H172ZM37 245H38V247H36ZM93 245H95V246H93ZM129 245H131V247L132 246L133 247L131 248ZM163 245H164V247H163ZM166 245L167 246L169 245V247H167V251H166L168 254L165 253L168 256L167 255L165 256L163 254L162 255V256H164V259H163V257L161 256V253H164V251H165L164 248H166L165 247ZM57 246H59V247L57 248ZM111 246H113V247H111ZM161 246H162V248H161ZM177 246H178V249H177ZM10 247L12 248L13 251H9V250H11ZM44 247L45 248L47 247L48 249H50V250L47 249L48 250L47 251V254H46V249ZM51 247H54V248H51ZM67 247H69V248H67ZM93 247L95 248V250L97 248H100L101 247L100 248L101 251H102L101 254L99 253L100 252L99 251L100 249L99 250L97 249L98 252L97 251L94 252ZM147 247H150V250H148L149 248L145 250V248H147ZM64 248H67V249H64ZM168 248H169V250H168ZM31 249H33V250H31ZM44 249H45V251H44ZM68 249L71 252H69ZM80 249H81V252L86 250L85 252H89V253H85V252H82V253L80 252L79 253L78 250H80ZM66 250H68V252ZM121 250L123 251V253H122ZM17 251L19 253H17ZM147 251L148 252L151 251V252L148 254ZM159 251H161V252L159 253ZM168 251H170L171 253L168 252ZM178 251L180 252V254H179ZM185 251L187 252V254H186ZM50 252H51V254L49 255ZM72 252H74V254L77 253V257H76V254L73 256V253ZM93 252H94V254H93ZM183 252H185V253H183ZM190 252H191V250H190ZM7 253H9L8 254L9 256L7 255ZM21 253H22V255H21ZM169 253L172 254L173 256L172 255L170 256ZM19 254H20V257H19ZM78 254H79V256H78ZM86 254L90 255V257L88 255H86ZM96 254H98V255H96ZM131 254L132 255L134 254V256H132ZM210 254H212V252H205V255L207 257H209ZM6 255L8 256V258H7ZM16 255L18 256V258L16 257ZM58 255L60 257H58ZM80 255H82V257ZM102 255H103V257H102ZM104 255H106L107 257L106 256L104 257ZM139 255L141 256L140 258H138ZM147 255L150 256L151 258L150 257H147ZM87 256H88V258H87ZM94 256H100L99 258L96 257L99 260V262H98L97 259H95ZM181 256H184L185 258L188 257V258L185 259L184 257H181ZM13 257H16L17 259L16 258H13ZM31 257H33V258H31ZM44 257H46V259ZM129 257H131V258H129ZM165 257H168V259H166ZM170 257H172V258H170ZM66 258H68V259H66ZM83 258L84 259L87 258V259L86 260H83ZM89 258H91L92 260L89 259ZM107 258L109 260H107ZM154 258H157V259H155L156 261L154 260ZM173 258H175V259H173ZM19 259H21V260H19ZM49 259H51V260H49ZM52 259L55 260V263H52V262H54ZM69 259H70L71 262L69 261ZM162 259L164 260V262H163ZM172 259L175 260V261H173ZM176 259H178V262H177ZM191 259H193V258L191 257L190 259L186 260L187 261V264H191L193 262ZM13 260H14V262H13ZM22 260H24V261H22ZM58 260H61V261H58ZM65 260H66V262H65ZM126 260H128V261H126ZM130 260H133V261L131 262ZM136 260H138V261H136ZM18 261H19V263H18ZM42 261H44V262H42ZM56 261H58L59 263L56 262ZM148 262H146V263H148ZM89 263H85V264H89ZM195 263L196 262H194L193 264H195ZM201 263L202 262L199 261L198 264H201ZM215 263L216 262H214V264ZM202 264H204V262ZM216 264H218V263H216Z\"/></svg>", "mask_w": 264, "mask_h": 264}, {"label": "crops", "instance_id": "0c3cea01", "mask_svg": "<svg viewBox=\"0 0 264 264\" xmlns=\"http://www.w3.org/2000/svg\"><path fill=\"white\" fill-rule=\"evenodd\" d=\"M49 0H46V3L48 2ZM59 1H61V0H51V5L53 6V9H54V11H53V14H52V18H51V20L54 22L58 17L59 18H62V15H61V10H63V6H62V2H61V4L59 3ZM62 20V19H61ZM52 22V24H51V26L49 27V28H54V26H55V23H53ZM37 28H39L40 29V31L43 33L44 31H45V29L41 26V27H39L38 25H35ZM190 108L191 107V104L188 102V106H187V108ZM191 109V108H190ZM179 111L180 110H175L173 113H179ZM172 113V114H173ZM186 120H187V122H189L190 120H189V118H186ZM142 121V122H141ZM140 122L142 123V126L140 125V127H139V125H134L135 126V130L136 131H139V132H142V130L143 131H145L144 133H145V135L146 134H148V132H149V134L148 135H150V133L152 134V132H153V134L155 135V136H157L158 138H160V140L162 139L163 140V142L165 141V142H172V143H174L175 141L177 142V143H187L186 141H185V139L184 138H182L181 136H177V138L174 136H172V134L171 133H169V135H171L172 136V138L170 139V140H165V136H167L168 134H165V135H163L164 133L162 132V131H164L162 128H160L161 126L160 125H155V127L156 126H160L159 127V129L161 130V131H159L158 129H156V128H158V127H156V128H151V129H153V130H151L150 128H147L146 127V124H145V121H147V120H145V121H143V120H141ZM172 120H169V123H172V124H169V125H173V123H175L176 125L178 124V122L176 123V122H171ZM181 122L183 121V120H180ZM143 122H144V124H143ZM140 123V124H141ZM143 125L145 126V127H143ZM168 125V124H167ZM179 125V124H178ZM177 125V126H178ZM133 126V125H132ZM133 126V127H134ZM164 126V125H163ZM144 128V129H143ZM146 128V129H145ZM155 129V130H154ZM156 131H158V132H156ZM162 133V134H161ZM152 134V135H153ZM156 134H158V135H156ZM163 135V136H162ZM168 135V136H169ZM173 135H174V133H173ZM151 136V135H150ZM149 137V136H148ZM151 137H153V136H151ZM181 137V138H180ZM174 138H176V139H174ZM184 139V140H183ZM133 146V148H138V146H136V144H134V143H131ZM188 148V147H187ZM113 149V148H112ZM195 153H201V151L200 150H197L196 149V147H192L191 148ZM139 151V152H138ZM138 151H133V152H135V153H131V155L130 156H132V155H137V156H139L138 157V159H139V161H140V159H141V163L140 164H143L144 162L145 163H147V164H145L146 166H149V165H151L152 167H155V168H157L158 169V166H157V164H151L150 162H148V161H146L147 159H146V155H144L143 153L142 154H140V152H141V149H139ZM133 157V156H132ZM127 158V157H126ZM143 158V159H142ZM144 161V162H143ZM143 162V163H142Z\"/></svg>", "mask_w": 264, "mask_h": 264}]
</instances>
